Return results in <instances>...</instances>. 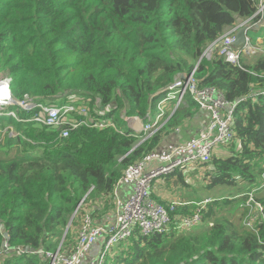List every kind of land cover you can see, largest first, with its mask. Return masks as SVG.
I'll return each mask as SVG.
<instances>
[{
	"label": "trees",
	"instance_id": "1",
	"mask_svg": "<svg viewBox=\"0 0 264 264\" xmlns=\"http://www.w3.org/2000/svg\"><path fill=\"white\" fill-rule=\"evenodd\" d=\"M259 3L0 0V76L12 78L13 96L54 101L58 95L65 102L76 97L77 102L87 101L92 117L114 123L82 126L61 139L57 131L27 120L37 111L17 104L6 109L19 117H0V264H50L47 254L59 250L83 199L60 248L65 254L76 245L69 240L88 211L84 206L97 200L102 208L89 212L94 218L102 213L99 219L116 207L114 189L125 170L163 148L174 130L200 109L188 96L139 145L135 125L153 121L163 91L191 72L227 28L253 17ZM257 28L264 32V20ZM241 64L243 68L215 55L203 59L197 71L201 86L217 87L230 101L244 99L235 113L236 142L207 164L157 179L153 195L165 206L190 202L176 206L180 219L203 200L164 196L162 184L172 187V177L190 186L187 174L203 167L205 179L210 178L208 188L238 183L251 187L234 198H210L195 227L177 228L174 219L164 233L145 237L136 231L110 250L103 264H264V209L253 220L256 230L245 223L247 216H255L246 205L249 193L264 182V51L255 57L242 55ZM131 117L138 118L134 126L127 119ZM255 198L264 206V188Z\"/></svg>",
	"mask_w": 264,
	"mask_h": 264
},
{
	"label": "built area",
	"instance_id": "2",
	"mask_svg": "<svg viewBox=\"0 0 264 264\" xmlns=\"http://www.w3.org/2000/svg\"><path fill=\"white\" fill-rule=\"evenodd\" d=\"M257 16L259 19L255 22L254 19ZM263 20L264 0H260L258 10L253 17L230 27L232 29L229 32H226L206 48L198 64L191 72L184 73V77H180L163 91L165 97L158 104L156 121L143 123L137 129L147 130L143 134L145 135L144 139L149 138L161 128L173 113L186 103L188 96H191L198 104L200 112H205L208 115L206 128L187 140L165 143L163 148L148 153L141 160L130 165L114 189L115 202L119 204L118 207H115V218L113 220L105 219L103 223H99L96 222L91 212L87 211L81 221L77 242L71 253L65 254L61 252V249L55 253H48L47 255L51 258L50 264H103L107 254L113 250L115 244L127 241L136 234V231L141 236L147 237L167 232L174 219H176V227L180 229H189L201 223L203 209L207 203L212 201L210 198L197 202L196 206L191 208L190 213L182 215L179 219L175 215L176 206L178 204L186 205L190 202L172 201L165 206L154 198L155 181L180 168L193 170L207 164L214 157L225 154V148L236 142L235 113L238 104L244 99L230 101L217 87L201 86V79L197 77L196 72L203 59L210 61L215 55L243 68L241 64L242 55L252 56L257 50L264 51L260 45L255 46L249 36V32ZM242 26L248 27L246 41L237 46L235 44L236 34ZM11 82L12 78L0 76V89L5 88L7 91L6 95H0V114L13 104L19 105L27 112L37 111L27 120L57 131L61 139L69 137L74 130L82 126L98 128L114 126L112 119L101 120L92 117L87 101L77 102L78 98L76 97H71L68 102H65L57 95V98L53 97L55 98L54 101H42L26 94L23 99L16 100L10 91ZM58 98L64 103L57 104ZM170 101H174L169 110L171 113L165 118L167 120L161 124V118L167 115L164 106ZM7 115L14 118L19 117L17 112L13 110H9ZM77 115L83 116V118L79 119ZM127 119L130 126H134L138 120L136 117ZM10 129L14 134L13 128L10 127ZM215 148H218V151L214 153ZM125 184L132 186L126 202L119 195L120 188ZM261 188H264V182L260 188H254L249 193L246 202V205L250 207V213L255 212L254 218L247 216L245 219L246 226L252 229H255L253 220L264 209L263 204L255 198L256 193ZM83 201L80 203V207Z\"/></svg>",
	"mask_w": 264,
	"mask_h": 264
},
{
	"label": "rangeland",
	"instance_id": "3",
	"mask_svg": "<svg viewBox=\"0 0 264 264\" xmlns=\"http://www.w3.org/2000/svg\"><path fill=\"white\" fill-rule=\"evenodd\" d=\"M241 23V22H240ZM232 28L228 29L227 32H229ZM250 36L252 38V43L257 45H260L261 47L264 48V32H262L261 30L257 29H253L250 31ZM259 38V40H258ZM261 50H257L255 53L252 54V56H255L257 52H259ZM64 96V95H63ZM165 97V95H164ZM57 104H62L64 103L63 100L59 99L56 100ZM174 101H170L168 103L165 104L164 109L165 112L167 113L166 117L161 118L160 123L163 124L167 119V116L170 115L171 111H169L173 105ZM193 119V118H192ZM192 119L188 120L185 124L186 127L187 126H193L194 123H192ZM185 124L182 125V127L185 126ZM141 125H135V129L137 130ZM197 128V126H196ZM3 132H6V130H4ZM12 133V131H11ZM16 134V133H15ZM138 140L144 139L145 135H138L137 136ZM2 140H4V135L2 134L0 136V141L3 142ZM218 151V148H215L214 153ZM42 149L37 150L36 153H41ZM198 166V165H197ZM192 168V167H189ZM204 168L200 167L198 169H196L194 172H190L187 175H189V180L191 181L192 185L190 186H185L181 183V181L179 180V178L177 177H172L170 179L171 183H172V187H170L167 183H163L162 184V188L161 191L163 192L164 196L167 195L169 197H174L175 200H180L181 199H185L188 201H197V200H205L207 198H217V199H224V197H237L238 195H241L242 193H244L245 191H247V189H249L251 186L247 183H238L235 186L232 185H219L215 188H208L206 187V185L209 183L210 178L208 177L207 179H205L204 174L206 175V172L203 171ZM187 180V179H186ZM164 180L160 181L163 182ZM186 184L188 183V180L186 182ZM123 186H127L123 188V191L126 190L127 191H131L132 186L125 184ZM129 191V193H130ZM128 193V196H129ZM128 196L127 195H123V200L124 202H126L128 200ZM158 201V200H157ZM84 208L88 211H93L95 208H102V205L99 204V202L96 200L94 201V203H92L91 207L90 206H84ZM102 213L96 214L95 216H101ZM81 216L79 217L77 224L73 227L72 231H71V239L69 240V242L71 243V245H75V243L77 242V233L79 230V222H80ZM65 232V231H64ZM68 233V232H67ZM77 235V236H76ZM120 243H116L114 248H116ZM123 249V248H122Z\"/></svg>",
	"mask_w": 264,
	"mask_h": 264
},
{
	"label": "crops",
	"instance_id": "4",
	"mask_svg": "<svg viewBox=\"0 0 264 264\" xmlns=\"http://www.w3.org/2000/svg\"><path fill=\"white\" fill-rule=\"evenodd\" d=\"M229 28L226 29V31ZM192 123L193 126H187V124H185L184 127H178L177 129L174 130L173 134H171L169 136V141L167 143H174V142H179V141H184L187 140L188 138L197 135L200 131L204 130L207 126L208 123V115L205 112H199L196 116H194V118L192 119ZM197 126V128H196ZM127 187V186H122L120 188V196L123 199V195H127L129 191L126 192V190L123 191V188ZM119 204L116 202V207H118ZM116 215V209H112L110 213H107L106 215H104L101 219L104 218V220L109 219V220H113L115 218ZM99 219L98 217H95L96 222H101L102 220ZM78 234V233H77ZM98 250V249H96ZM90 261V259H89Z\"/></svg>",
	"mask_w": 264,
	"mask_h": 264
},
{
	"label": "water",
	"instance_id": "5",
	"mask_svg": "<svg viewBox=\"0 0 264 264\" xmlns=\"http://www.w3.org/2000/svg\"><path fill=\"white\" fill-rule=\"evenodd\" d=\"M247 29H248L247 26H242V27L238 30V32H237V34H236V41H235V44H236L237 46L243 44V43L246 41V33H247ZM181 77H184V74H182ZM99 104H101V102H99ZM137 145H138V144H137ZM137 145H136L131 151H133V150L137 147ZM131 151H130V152H131ZM130 152H129V153H130ZM83 200H84V199H83ZM83 200H82V201H83ZM79 207H80V205L77 207L76 211L74 212V214H73V216H72V218H71V220H70V222H69V224H68V226H67V228H66V230H65V232H64L63 238H62V240H61V243H60V246H59L58 249L61 248L62 243L64 242L65 237H66V235H67L68 229H69V227H70V225H71V223H72L73 218H74L75 215L77 214ZM2 222H3L2 219H0V225L2 224ZM5 236H6L7 238L9 237V235H8L7 232L5 233ZM2 245H3L4 247L8 246V242H7V241H4ZM33 252H34V251H33Z\"/></svg>",
	"mask_w": 264,
	"mask_h": 264
},
{
	"label": "bare ground",
	"instance_id": "6",
	"mask_svg": "<svg viewBox=\"0 0 264 264\" xmlns=\"http://www.w3.org/2000/svg\"><path fill=\"white\" fill-rule=\"evenodd\" d=\"M6 94H7L6 89H5V88H2V89L0 90V95H6ZM8 113H9V110H6V111H4L3 113L0 114V117H5V116H7ZM155 121H156V118H154L153 122H155ZM146 132H147L146 129L135 130V134H136L137 136H138V135L145 134ZM145 140H146V139H141V140H139V141L137 142V144L139 145V144L143 143ZM83 217H84V216H83ZM82 219H83V218H82ZM70 253H71V252H70ZM70 253H68V254H70Z\"/></svg>",
	"mask_w": 264,
	"mask_h": 264
},
{
	"label": "clouds",
	"instance_id": "7",
	"mask_svg": "<svg viewBox=\"0 0 264 264\" xmlns=\"http://www.w3.org/2000/svg\"><path fill=\"white\" fill-rule=\"evenodd\" d=\"M227 31H228V30H227ZM227 31H226V32H227ZM226 32H225V33H226ZM225 33H224V34H225ZM224 34H223V35H224ZM223 35H222V36H223ZM222 36H221V37H222ZM249 36H250V32H249ZM219 38H220V37H219ZM219 38H218V39H219ZM250 38H251V36H250ZM251 39H252V38H251ZM214 42H215V41H214ZM211 44H212V43H211ZM254 45H256V44H254ZM257 55H258V54H256L255 56H257ZM248 56H250V55H248ZM255 56H250V57H255ZM201 57H202V56H201ZM200 59H201V58H199V60H200ZM199 60L197 61L196 65L198 64ZM232 64H233V63H232ZM196 65H195V67H196ZM235 65H236V64H235ZM195 67H194V68H195ZM194 68H193V69H194ZM198 68H199V67H198ZM197 71H198V69H197ZM186 73H189V72H186ZM196 74H197V72H196ZM7 77H9V76H7ZM10 78H11V77H10ZM11 83H12V82H11ZM1 89H2V88H1ZM1 89H0V90H1ZM10 91H11V87H10ZM11 94H12V91H11ZM12 95H13V94H12ZM13 97H14V96H13ZM14 99H16V98L14 97ZM16 100H17V99H16ZM16 100H15V101H16ZM99 105H101V104H99ZM175 112H176V111H175ZM175 112H174V113H175ZM174 113H173V114H174ZM131 118H133V117H131Z\"/></svg>",
	"mask_w": 264,
	"mask_h": 264
}]
</instances>
